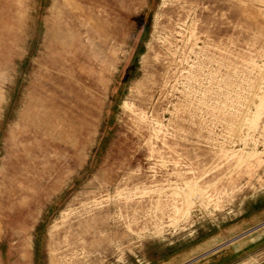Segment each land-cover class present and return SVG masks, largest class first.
<instances>
[{
	"label": "rangeland",
	"instance_id": "374dc122",
	"mask_svg": "<svg viewBox=\"0 0 264 264\" xmlns=\"http://www.w3.org/2000/svg\"><path fill=\"white\" fill-rule=\"evenodd\" d=\"M261 231L264 0H0V264H199Z\"/></svg>",
	"mask_w": 264,
	"mask_h": 264
},
{
	"label": "crops",
	"instance_id": "0c3cea01",
	"mask_svg": "<svg viewBox=\"0 0 264 264\" xmlns=\"http://www.w3.org/2000/svg\"><path fill=\"white\" fill-rule=\"evenodd\" d=\"M263 240L264 231H261L257 235L246 237L245 239H240L238 241L233 240L234 242H232L229 247H224L214 258L199 264H226L229 261H233L230 264H235V258H237L239 254ZM257 264H264V260Z\"/></svg>",
	"mask_w": 264,
	"mask_h": 264
},
{
	"label": "bare ground",
	"instance_id": "6f19581e",
	"mask_svg": "<svg viewBox=\"0 0 264 264\" xmlns=\"http://www.w3.org/2000/svg\"><path fill=\"white\" fill-rule=\"evenodd\" d=\"M89 10H90V9H89ZM58 85H59V84H58ZM196 106H197V105H196ZM211 116H212V115H211ZM47 119H48V118H47ZM47 119H46V120H47ZM44 126H45V125H44ZM47 133H48V132H47ZM169 188H173V187H169ZM176 190H177V189H176ZM177 191H178V190H177ZM179 191H180V190H179ZM179 191H178V192H179ZM142 193H143V192H142ZM140 194H141V193H140ZM140 194H139V195H140ZM170 195H171V194H170ZM140 196H141V195H140ZM51 264H53V263H51Z\"/></svg>",
	"mask_w": 264,
	"mask_h": 264
}]
</instances>
